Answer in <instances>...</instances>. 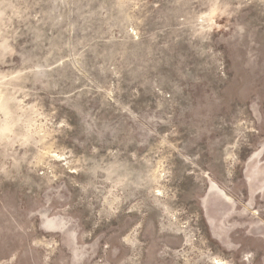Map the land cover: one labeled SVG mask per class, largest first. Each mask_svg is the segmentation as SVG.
<instances>
[{
	"label": "rangeland",
	"instance_id": "obj_1",
	"mask_svg": "<svg viewBox=\"0 0 264 264\" xmlns=\"http://www.w3.org/2000/svg\"><path fill=\"white\" fill-rule=\"evenodd\" d=\"M0 264H264V0H0Z\"/></svg>",
	"mask_w": 264,
	"mask_h": 264
}]
</instances>
